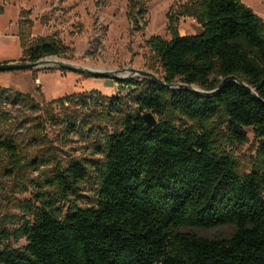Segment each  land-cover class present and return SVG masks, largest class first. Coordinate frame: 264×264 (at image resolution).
Wrapping results in <instances>:
<instances>
[{
    "label": "trees",
    "instance_id": "1",
    "mask_svg": "<svg viewBox=\"0 0 264 264\" xmlns=\"http://www.w3.org/2000/svg\"><path fill=\"white\" fill-rule=\"evenodd\" d=\"M142 7L137 0L127 7L135 25L134 10L142 15ZM183 18L199 32L179 35ZM31 30L23 12L21 63L69 52L53 38L33 39ZM167 30L168 41H146L162 70L158 81L118 79L126 95H96L100 111L90 109L94 92L39 105L1 91L51 125L60 123L53 105L80 106L89 114L87 131L101 140L93 157L55 166L31 183L21 226L0 230L2 241L25 245L0 241V264H264V22L240 0H186L169 10ZM148 112L153 128L142 119ZM66 127L76 131L74 122ZM244 128L258 140V159L240 175L221 140L247 142ZM2 159L9 176L37 163L25 162L17 143L0 136ZM222 226L233 229L226 238L191 232Z\"/></svg>",
    "mask_w": 264,
    "mask_h": 264
},
{
    "label": "rangeland",
    "instance_id": "2",
    "mask_svg": "<svg viewBox=\"0 0 264 264\" xmlns=\"http://www.w3.org/2000/svg\"><path fill=\"white\" fill-rule=\"evenodd\" d=\"M133 1L136 0H0V64L21 63L18 23L23 12L30 13L33 39L53 38L69 49L62 57L41 59L37 68L0 73V136L17 143L25 162L37 161L28 164L23 173L11 176L4 172L5 168L8 169L7 160L0 162V230L12 231L21 226L24 219L22 205L27 201L33 202L35 190L32 182L40 181L55 166L64 167L93 157L95 144L101 140L98 133L87 131L86 116L89 114L80 106L67 104L61 108L58 104L53 105L52 113L60 123L51 125L45 122L40 110L32 109L26 101L1 91L26 95L39 105L43 100L48 103L94 92L90 109L100 111V100L95 96L126 95L127 90L117 80L140 78L130 70L162 76L159 63L146 46V41L151 37L170 39L167 14L186 0H137L143 3L142 15H136L137 10H134L137 25L128 15L127 7ZM240 1L264 22V0ZM177 30L181 36L199 32L190 18L179 19ZM53 61L106 72L111 77L63 70ZM67 121L75 123L76 131L66 127ZM40 123L42 131L36 126ZM243 132L247 142L227 143L224 136L221 140L224 149L236 162L240 175L248 174L258 159V140L254 138L253 130L244 128ZM86 191L82 188L81 197L88 195ZM81 204L84 205L85 201ZM232 230L231 226H222L193 229L191 232L205 238H226ZM0 241L13 248L25 245L23 239L12 237Z\"/></svg>",
    "mask_w": 264,
    "mask_h": 264
},
{
    "label": "water",
    "instance_id": "3",
    "mask_svg": "<svg viewBox=\"0 0 264 264\" xmlns=\"http://www.w3.org/2000/svg\"><path fill=\"white\" fill-rule=\"evenodd\" d=\"M38 62H36V63H5V64H0V73L31 70V69L37 68ZM52 63L58 65L63 70H67V71H71V72H75V73H79V74H85L86 73V74H89L91 76L103 77V78L111 77V75L106 73V72L89 71L87 69H80V68H76V67L58 62V61H53ZM130 73L133 75H136V76H140V77L148 78V79H151L154 81H158V78L156 76H154L153 74L147 73V72L130 70ZM226 81H236V80H235V78L232 77V78L225 80V82ZM142 119L148 128H153L157 124L155 118L149 112L144 114L142 116Z\"/></svg>",
    "mask_w": 264,
    "mask_h": 264
}]
</instances>
